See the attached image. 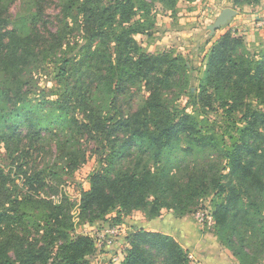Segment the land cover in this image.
Instances as JSON below:
<instances>
[{
  "label": "trees",
  "instance_id": "trees-1",
  "mask_svg": "<svg viewBox=\"0 0 264 264\" xmlns=\"http://www.w3.org/2000/svg\"><path fill=\"white\" fill-rule=\"evenodd\" d=\"M5 1L0 0V70L8 81L3 101H13L14 109L0 112V142L15 156L24 184L37 192L48 182L43 171L29 173L20 168L22 157H32L30 149L23 148L24 137L39 138L43 130L58 123L67 126V104L73 97L65 95L58 107L42 116L48 110L41 108L44 102L33 103L24 95L22 67L39 54L46 60L56 51L52 45L39 51L32 33L23 36L16 28H8ZM198 1L66 3L76 11L74 18L83 17L87 42L73 57L59 59L60 77L76 78L86 91L100 84L115 109L114 114L102 116L89 101L84 102L88 118L78 122V130L92 133L104 150L98 168L89 175V188L81 191L80 219L105 220L114 210L115 223L135 210L155 219L165 208L184 217L194 212L201 198L209 197L219 242L238 264H264V48L251 51L245 37L232 29L213 41L215 35L211 36L206 41L210 46L203 73L193 90L196 68L189 66L184 55L174 50L149 53L136 38L154 35L158 4L174 16L180 3ZM261 2L232 0V6L241 10ZM139 82L148 92L142 105L134 111L119 105L120 97ZM170 91L177 100L185 96V105L168 101L165 95ZM182 138L214 152L183 184L166 160L169 155L165 157ZM80 161L71 154L66 167L72 172ZM20 193L0 164V264H92L95 240L76 232L71 214L75 205L68 195L57 203L38 204L33 195ZM127 241L122 264H195L189 251L163 231L136 227Z\"/></svg>",
  "mask_w": 264,
  "mask_h": 264
},
{
  "label": "rangeland",
  "instance_id": "rangeland-1",
  "mask_svg": "<svg viewBox=\"0 0 264 264\" xmlns=\"http://www.w3.org/2000/svg\"><path fill=\"white\" fill-rule=\"evenodd\" d=\"M67 2L68 0L5 1L3 10L4 17L8 19V28H16L23 36L32 33L33 43L37 42L34 45L39 47V51H42L44 46L49 45L54 46L53 48L56 51L53 57L46 60L42 59L41 54H39L38 59L30 61L22 67L20 76L23 79L22 90L24 95L31 99L33 103L44 102L41 108L48 110L42 116H46L50 110L58 107L60 104L59 99L64 100L65 95L71 93L73 98L67 104L68 111H70L67 126L61 127L58 123L57 125L50 126L47 130H43L39 138L34 139V135L33 137L30 135L24 137L25 143L23 148L26 152L30 149L32 157L29 159L22 157L23 165L20 168L29 173L38 170L43 171L48 182V186L44 190L36 192L34 189L29 190L27 188V185L23 182V178H21V170L14 163L15 156H11L9 150L2 142H0V164L4 167L5 172H9L11 178H14L15 185L19 192H21L20 194L33 195L38 204H41L43 200L57 203L64 194L68 195L75 205L71 210V214L76 224V232L90 235L95 240V250L90 255L91 263L122 264L129 246V242L127 241L128 235L134 228H141L142 225H145L146 220H155L158 217L149 219L144 212L135 210L131 214L122 217L119 223H115L112 219L117 211L114 210L111 215H107L105 220H97L91 223L89 220L80 219L79 202L81 191L89 188V175L93 170L98 168L99 155L104 150L103 145L92 133H87L86 131L80 132L78 130V122L83 121L84 118H88L84 114L86 107L84 102L88 104L89 101V104L102 116L108 113L114 114L115 109H113V104L110 103L112 100L110 95L102 86H98L100 84L96 83V87L91 85L90 90L86 91L83 86L79 85V81L76 78L62 79L60 77L59 67L61 63L59 59L64 58L65 55L73 57L87 42L85 28L82 24L84 23V19L81 16L74 18L72 15L76 14V11L70 10L66 4ZM198 2L196 4L180 3L178 5V12L174 16H171L169 11H164L162 6L158 4L157 28L154 35L152 37L136 35L143 49L149 53L158 54L174 50L184 55L189 66L196 68L193 73L194 78L192 79L193 90L199 84L200 77L202 76L204 59L210 46L206 45V41L210 40L211 36L215 35L211 39L213 41L226 30L232 29L237 34L245 37L247 46L251 51H259L264 48V16L261 19L256 18L257 20H255L256 23H259V29L255 33L261 36V41L258 39L253 41L252 37H248L242 33V29L240 31L236 25H230V22L237 15L225 27L219 29L220 32L217 30L212 34L207 26L215 21L222 11H219L222 5L217 6L211 2L205 3V0ZM232 8L245 14L244 9L249 8V6H244L241 10L233 6ZM180 13L183 15L181 16ZM37 16L40 17L36 18ZM184 16L191 18V21L196 26L200 25V27L198 26L200 29L196 28L195 32L192 31V35H188V32L185 31H191L189 29L193 27L177 28L180 23L179 19ZM164 17H169V21ZM199 18L201 20H198ZM198 32H201V34L198 35ZM194 36H203L204 41L192 46L194 44L192 39L195 40ZM7 85L8 81L0 70L1 114H6L7 111L14 109L13 101L8 100L6 103L3 101V90L6 89ZM127 93L120 97L121 102H119V105L131 111L138 109L148 97V92L142 82L130 88ZM166 94L165 98L168 101H172L175 104L178 103L180 106L185 105L187 99L185 96L183 99L177 100L175 93L170 91ZM174 146L170 153H165V157L169 155L166 160L170 161L171 165H174L172 166L173 173L181 184L187 181L189 174L195 168L204 165L206 161L211 160L214 156L213 151L196 147L185 138L177 141ZM71 154L78 155L81 160L79 167H75L72 172L66 167L68 166ZM38 210L43 211V207H38ZM212 210L210 198L204 197L200 199L198 206L192 214L184 216L188 218L194 228L199 230L201 238L208 237L212 233L214 234L215 221L212 217ZM35 212L37 213L38 211L35 210ZM161 215L163 217L158 219V222L168 232H175L178 229V218H184L178 217L174 210L168 208L163 209ZM201 217L204 218L202 221L200 220ZM117 224L122 226L119 236H113L110 233H106L104 237L100 235L102 232H107V227ZM154 230L157 231V229ZM225 248L229 250L227 247ZM187 250L189 251V258L192 263L203 264L200 255L193 250ZM233 260L238 263L234 256Z\"/></svg>",
  "mask_w": 264,
  "mask_h": 264
},
{
  "label": "crops",
  "instance_id": "crops-1",
  "mask_svg": "<svg viewBox=\"0 0 264 264\" xmlns=\"http://www.w3.org/2000/svg\"><path fill=\"white\" fill-rule=\"evenodd\" d=\"M203 1L204 0H201L200 2ZM205 1H206L205 3L211 2L217 6L222 5V8L219 11L223 10L226 7H232V0H205ZM244 11L246 12L245 14L238 11L237 16L233 19V21L230 22V25L231 26L236 25L239 28V30L242 29L243 30L242 33L244 35H247L248 37H252L253 41H256L257 39L261 41V36H258V34H256L257 33L256 30L259 29L258 28L259 23H256L255 20L259 18L261 19L264 16V0H262V2L259 5L249 6V8H245ZM180 15L182 16L183 14L180 13ZM186 17L188 16H184L183 18H180L182 22L179 19L180 23L177 28L193 27L189 29L191 31H185L188 32V35H192V31L195 32L197 30L196 28L200 29L199 28L200 25H198L199 27L196 26V24L193 23V21H191V18H186ZM164 18L169 21V17H164ZM198 20H201V18H199ZM253 21L255 22V24ZM218 32H220V30H218ZM198 33H199L198 35L201 34V32ZM192 41L194 43L192 46H194L199 42L204 41V39L203 36H196L195 40L192 39ZM162 217L163 215L158 217V219H161ZM158 219H155L157 220L156 222L155 220H150V221L146 220L145 225L142 226L146 227V229L148 230L157 229V231H163L165 233L173 235L179 242L182 243L183 247H185L186 249L193 250L198 255H200L203 264H238L236 261L233 260V255L231 254V252L221 245L218 238L213 233L209 234L208 237L205 236L201 238V234L199 230L197 228H194V226L190 224L187 217L180 219L178 218L177 221L178 229H176L175 232H168L167 230H165L163 225L160 222H158Z\"/></svg>",
  "mask_w": 264,
  "mask_h": 264
},
{
  "label": "water",
  "instance_id": "water-1",
  "mask_svg": "<svg viewBox=\"0 0 264 264\" xmlns=\"http://www.w3.org/2000/svg\"><path fill=\"white\" fill-rule=\"evenodd\" d=\"M238 14V10L232 7L224 8L220 14L217 16L215 21L208 26L212 34L219 30L222 26L227 25L234 16Z\"/></svg>",
  "mask_w": 264,
  "mask_h": 264
},
{
  "label": "built area",
  "instance_id": "built-area-1",
  "mask_svg": "<svg viewBox=\"0 0 264 264\" xmlns=\"http://www.w3.org/2000/svg\"><path fill=\"white\" fill-rule=\"evenodd\" d=\"M203 219H204L203 217L200 218L201 221ZM106 230L107 232H102V234L100 235L104 237L106 233H110V235L119 236L122 230V226L120 224H117V225H113L112 227H107Z\"/></svg>",
  "mask_w": 264,
  "mask_h": 264
}]
</instances>
